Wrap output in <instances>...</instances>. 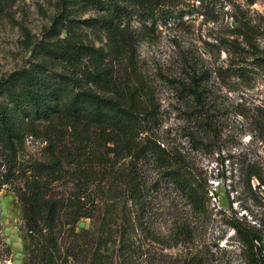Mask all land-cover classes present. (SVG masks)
<instances>
[{
	"label": "trees",
	"instance_id": "obj_1",
	"mask_svg": "<svg viewBox=\"0 0 264 264\" xmlns=\"http://www.w3.org/2000/svg\"><path fill=\"white\" fill-rule=\"evenodd\" d=\"M177 1L59 0L52 34L39 48L62 71L40 61L0 80V147L12 167L28 136L45 143L44 160L22 171L18 194L27 264H214L203 250L214 215L206 182L185 155L151 134L155 115L142 81L131 85L115 76L116 64L134 53L136 37L127 21ZM71 7L93 9L97 16L77 20ZM77 24L102 30L107 50L85 45ZM232 45L243 57L244 49ZM256 59L264 62V57ZM202 76L182 83L179 94L196 102L200 112L194 120L208 137L213 128L210 102L199 86ZM253 125L264 144V109ZM240 166L252 198L264 199L251 185L253 179L264 189V160L257 156ZM63 180L73 184L72 191L58 195L56 184ZM81 219H96V225L76 232ZM225 225L244 264H264L263 224L230 217Z\"/></svg>",
	"mask_w": 264,
	"mask_h": 264
},
{
	"label": "rangeland",
	"instance_id": "obj_2",
	"mask_svg": "<svg viewBox=\"0 0 264 264\" xmlns=\"http://www.w3.org/2000/svg\"><path fill=\"white\" fill-rule=\"evenodd\" d=\"M0 1V80L40 61L61 72L58 64L43 58L39 48L52 34V21L61 10L59 0ZM70 11H76L77 20L97 16L93 9L71 7ZM127 23L136 37L134 53L116 64L115 76L131 85L142 81L155 115L151 134L185 155L206 182L214 215L203 235L205 253L214 264H244L225 218L244 219L256 227L261 222L264 246V199L252 198L240 166L241 161L257 156L264 160V144L253 125L258 110L264 109V62L256 59L264 57V1L178 0L147 16L136 14ZM237 29L242 34L233 32ZM77 32L85 45L107 50L102 30L77 24ZM232 44L244 49L243 57L236 55ZM202 74L199 86L210 102L213 128L208 137L201 135L194 120L200 112L196 102L179 94L182 83L189 84L192 76ZM194 135L203 140H190ZM44 147L41 138L28 136L15 168L0 147V264H27L18 194L23 189L22 171L44 160ZM72 185L63 180L56 184L55 193L67 195ZM251 185L255 196L263 198L264 189L257 188L256 180ZM95 225L96 219H81L75 230L91 231ZM64 232L65 227L60 235Z\"/></svg>",
	"mask_w": 264,
	"mask_h": 264
}]
</instances>
